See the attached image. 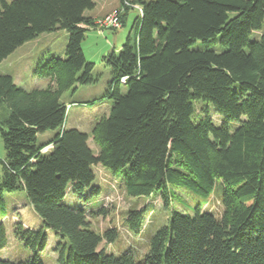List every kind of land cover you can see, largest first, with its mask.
Listing matches in <instances>:
<instances>
[{"label":"trees","instance_id":"1","mask_svg":"<svg viewBox=\"0 0 264 264\" xmlns=\"http://www.w3.org/2000/svg\"><path fill=\"white\" fill-rule=\"evenodd\" d=\"M95 1L0 0V62L41 34L67 33L64 57L36 70L48 80L45 88L26 91L0 75V204L4 193L22 191L43 225L17 223L13 235L30 256L0 264H46L47 230L59 238L56 264H264V0L130 2L140 11L126 41L102 57L111 73L103 96L111 106L91 131L94 154L88 135L65 129L60 98L94 82L81 43L98 28L85 15ZM119 22L121 28L124 14ZM195 101L202 102L197 112ZM48 131L54 137L38 142ZM98 165L122 173L127 196L157 192L166 207L169 186L209 196L220 180L222 213L172 212L142 259L107 254L99 247L112 243L116 230L94 232L89 208L65 201L67 192L85 201L99 195ZM143 215L128 212L130 231L141 232ZM5 246L0 223V250Z\"/></svg>","mask_w":264,"mask_h":264},{"label":"rangeland","instance_id":"2","mask_svg":"<svg viewBox=\"0 0 264 264\" xmlns=\"http://www.w3.org/2000/svg\"><path fill=\"white\" fill-rule=\"evenodd\" d=\"M126 1L129 4L128 7L121 5L120 0H107L106 3L99 1L95 6L96 9L85 12L87 17L96 15L103 5L104 11H108L104 18L117 11L120 17L124 14V25L118 30L103 29L97 25L98 28H90L85 32L81 49L85 60L94 65L91 73L94 82L89 85H76L73 90L64 92L60 98L61 103L66 106L65 129H76L88 135V146L94 154L97 153L98 148L90 135L91 131L99 119L108 116L111 106L110 101L103 96L107 83L111 80V73L102 57L112 51L117 53L126 41L140 9L139 4H131L130 2L154 0ZM66 44L67 33L65 31L41 34L17 48L1 61L0 75H10L15 85L26 91L34 88H45L49 82L38 77L36 70L50 58H63ZM211 48L220 51L215 45H212ZM194 106L197 112L198 107L202 106V102L195 101ZM209 108L211 109L210 114H214L212 108ZM212 119L215 125L222 122V119L215 114ZM230 125L231 128L234 127V123H230ZM52 134L53 132L48 131L39 135L38 142L49 141L54 137ZM47 149L49 147L45 148L43 152ZM4 154L0 137V181L2 179L1 161L4 159ZM93 172L95 176L93 185L99 187V195L91 196L85 201L80 199L78 195L67 192L65 201L71 206L82 208L87 206L89 208L91 215H88V221L94 232L103 234L109 229L116 230L117 236L114 241L110 244L103 241L99 247V249H103L107 254H112L115 257L130 252L135 260L142 259L147 252L151 237L166 224L172 212L192 215L195 209L200 208L201 211L210 213L215 218H219L222 213V185L220 180L215 181L209 196H199L182 186L171 185L169 186L171 200L169 206L166 207L157 192L150 196H127L121 184V172L112 173L100 165L94 166ZM102 209L104 211H101ZM134 210H144L143 226L139 234L130 231L127 225L128 212ZM0 223L3 224L6 235V246L0 250V260H26L30 253L14 237L13 228L17 223H20L27 229L40 230L43 225L35 212L28 206L24 192L4 193L3 202L0 204ZM45 232L48 242L42 257H44L46 264H56L53 250L59 242V238L51 231Z\"/></svg>","mask_w":264,"mask_h":264},{"label":"built area","instance_id":"3","mask_svg":"<svg viewBox=\"0 0 264 264\" xmlns=\"http://www.w3.org/2000/svg\"><path fill=\"white\" fill-rule=\"evenodd\" d=\"M124 6L128 7L129 6L128 2H124ZM119 16H120L119 13L116 11L112 15L105 17L97 25L103 29L111 28L118 30L120 28Z\"/></svg>","mask_w":264,"mask_h":264},{"label":"crops","instance_id":"4","mask_svg":"<svg viewBox=\"0 0 264 264\" xmlns=\"http://www.w3.org/2000/svg\"><path fill=\"white\" fill-rule=\"evenodd\" d=\"M99 1H104L105 3L107 2V0H96L95 1V6H96L97 3H99ZM113 1H115V0H113ZM113 4H114V2H113ZM102 6H101L100 10L98 11V14H96V15H89V17L92 18L95 22L101 21L104 18V16H106L108 14V11H104V9H103ZM94 9H96V7H94Z\"/></svg>","mask_w":264,"mask_h":264}]
</instances>
